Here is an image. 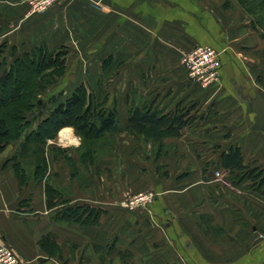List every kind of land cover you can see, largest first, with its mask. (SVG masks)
<instances>
[{"label":"crops","instance_id":"crops-1","mask_svg":"<svg viewBox=\"0 0 264 264\" xmlns=\"http://www.w3.org/2000/svg\"><path fill=\"white\" fill-rule=\"evenodd\" d=\"M251 15L239 0H59L42 13L0 0L1 39L25 51L70 50L61 81L89 83L109 99L104 107L117 97L126 133L119 162L103 156L76 191L73 201L101 209L87 226L54 216L46 178L20 185L0 170V243L27 264H264V187L220 164L239 147L245 165L264 169V132L249 130L254 114L231 83L243 75L264 89V30ZM198 45L220 52L211 88L181 61ZM145 103L160 113L187 107L196 119L179 136L147 137L129 125ZM210 162L233 186L214 180ZM138 192L156 194L150 207L122 204Z\"/></svg>","mask_w":264,"mask_h":264},{"label":"rangeland","instance_id":"rangeland-1","mask_svg":"<svg viewBox=\"0 0 264 264\" xmlns=\"http://www.w3.org/2000/svg\"><path fill=\"white\" fill-rule=\"evenodd\" d=\"M17 3L22 5L25 4L21 0H17ZM99 4L102 7L105 6L102 2ZM256 12L257 14H254L255 16L251 15V24H253L252 22L254 21L259 28H262L264 26V6L261 5ZM1 35L2 33L0 28V78L7 72H12L11 82H14L15 86H17L16 89L20 90L22 85L28 82L31 75L34 73L35 68L41 66L42 64L28 59L25 56L28 51L19 49L16 46H8L7 42L1 39ZM198 46H195L189 51L183 53L181 61L187 69L189 79L207 88L215 82L203 85L199 81L193 79L190 75L189 68L183 62L184 56ZM61 49H64L67 59L70 55V50L66 48ZM58 50L49 49L51 53H55ZM42 58L43 51L39 56V61L43 60ZM45 80L47 81L46 87L44 86L45 88L43 87L41 90L37 91L34 99L32 100V103L34 104L32 111H28L26 113L23 112L25 113L26 120L22 121L20 124L21 131L19 133L12 132L9 134H2L0 131V170L14 171L19 179L20 185H26L31 182L32 184H38L40 180L42 181V179L46 178L47 183L54 187L59 193L56 200L57 206L55 207V211L57 213L62 207L67 205L88 204L82 200L73 201L75 195L77 194L76 191L86 188V185L90 182L91 177H93V171L96 170L95 168L98 164H100V160H102L103 156L113 157L110 160V164L119 162L118 158L122 151L119 138L126 133L121 132L119 129L120 127L122 128L124 119L120 118L116 108L118 98L115 97L111 99L110 107H104L107 102L109 103V99L107 97H94L96 111H102L103 109L105 112L116 113L115 118L117 120V124L112 126V131L96 135L94 130L89 128L80 130L78 125H80L81 121H78L75 118L76 113H78V109L76 106H73L72 109L61 114L62 124L59 126L56 137L52 139L49 138L46 146L41 145L44 136V126L41 125L43 120L49 116L56 107L65 103L68 99V95H72L73 92L82 85L84 88L86 87L85 89L87 91V95L92 96L90 90L93 89L89 83H78L76 81L66 80L61 81V76L56 77L53 81H51V75H49ZM45 80L40 81L45 83ZM12 89V86L7 88L0 86V102L8 96ZM89 98L90 97H88V99L85 98V101L87 102L86 106L89 102ZM37 99H39L41 104H43L41 107H39L40 105H36ZM148 102L150 103L151 101L149 100ZM149 103L143 104V107L149 106ZM82 107H84V103L81 105L79 112L82 111ZM6 110V107L0 106V117L5 116ZM71 110H73V112H70ZM64 129H72L76 135L80 137L79 143H59L60 132ZM152 147L153 146L146 147V149H150ZM92 150L94 152L93 154H90L89 151ZM41 161L45 164L43 166L44 168H39ZM210 166L213 167V173L220 168L217 163L213 162H210ZM45 167H47V170ZM45 170L46 173L43 175L42 173L45 172ZM65 175L69 177V182L67 181V178H63ZM58 178L61 182H63L62 185L58 182ZM26 205V201H22L20 207H26Z\"/></svg>","mask_w":264,"mask_h":264},{"label":"trees","instance_id":"trees-1","mask_svg":"<svg viewBox=\"0 0 264 264\" xmlns=\"http://www.w3.org/2000/svg\"><path fill=\"white\" fill-rule=\"evenodd\" d=\"M239 2L252 15L257 14L256 10L259 9L261 5L264 6V0H239ZM252 23L255 28H259L254 21ZM262 29L264 30V26ZM42 51L43 60L39 61V56ZM25 56L31 59V61L38 62L42 65L35 68L28 82L22 85L20 90H17L15 83L11 82L12 72L9 71L0 78V86L3 88L12 86L13 88L8 96L0 102V106L7 108L5 116L0 117V131L2 134H9L12 132L19 133L21 131V122L26 120L25 113L32 111L34 108L32 100L37 91L47 85L45 79L51 75V81H53L54 78L62 76L66 70V53L64 49L51 53L45 46H38L28 51ZM40 80H45V83ZM85 88L82 85L76 89L65 103L56 107L53 112L43 120L41 125L44 126V136L41 145L46 146L49 138L52 139L56 137L59 126L62 124L61 114L66 113L72 109L73 106H76L78 109L75 118L81 121L80 125H78L80 130L89 128L94 130L96 135L113 130L112 126L117 124L115 118L116 113L105 112L103 109L102 111H96L94 96L87 95ZM88 97L90 98L86 106L87 102L85 98L88 99ZM39 101L40 100L37 99L36 105H40L39 107H41L43 104H40ZM83 103L84 107H82V111L79 112ZM70 112H73V110ZM195 119L196 115L192 114V109L177 108L175 111L160 113L149 106H145L143 108L137 107L131 112L129 125L134 132L144 134L147 137L161 138L164 135L179 136L181 134V129L192 124ZM93 152V150L89 151L90 154H93ZM220 164L227 169L244 170L243 178H250L254 182L253 186L257 188L264 187V169L259 166L250 167L245 165L239 147H231L229 152H225L222 155ZM44 165L43 161H41L39 168H44ZM46 168L47 167H45V169ZM46 170L42 173L43 175H45ZM58 194V191L47 183L49 209L57 206L56 200ZM100 212L101 209L95 208L90 204H74L62 207L54 216L59 219L78 222L82 226H87L88 224L98 221Z\"/></svg>","mask_w":264,"mask_h":264},{"label":"built area","instance_id":"built-area-1","mask_svg":"<svg viewBox=\"0 0 264 264\" xmlns=\"http://www.w3.org/2000/svg\"><path fill=\"white\" fill-rule=\"evenodd\" d=\"M27 4L30 13H40L48 9L51 5L59 0H21ZM183 62L190 70V75L193 79L199 81L203 85H208L216 82L221 75V59L220 52L210 45H200L187 53ZM66 130V129H65ZM69 135H72L73 140L64 137L62 131L59 136V143L78 144L80 137L72 129H67ZM215 181L220 182L224 186H233L232 181L227 177L222 169H217L213 176ZM156 198L153 192H139L129 195L122 201V204L127 207H145L148 208ZM0 264H27L20 260L16 253L7 245L0 243Z\"/></svg>","mask_w":264,"mask_h":264},{"label":"water","instance_id":"water-1","mask_svg":"<svg viewBox=\"0 0 264 264\" xmlns=\"http://www.w3.org/2000/svg\"><path fill=\"white\" fill-rule=\"evenodd\" d=\"M239 78L240 80L236 82L233 76L231 83L238 99L246 105V112L254 114V121L249 130L264 132V89L254 83H248L243 75H240ZM39 103L41 104V101ZM259 235L258 231H255L254 236L258 238Z\"/></svg>","mask_w":264,"mask_h":264},{"label":"bare ground","instance_id":"bare-ground-1","mask_svg":"<svg viewBox=\"0 0 264 264\" xmlns=\"http://www.w3.org/2000/svg\"><path fill=\"white\" fill-rule=\"evenodd\" d=\"M68 134H69V133L67 132V129H66V130H65V129L62 130V135H63L64 137H67V138H70L71 140H73L72 135H69V136H68Z\"/></svg>","mask_w":264,"mask_h":264}]
</instances>
